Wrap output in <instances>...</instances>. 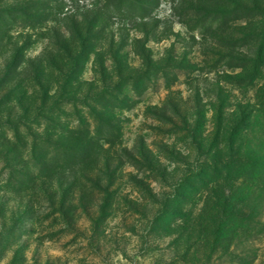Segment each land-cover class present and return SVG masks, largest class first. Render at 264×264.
Here are the masks:
<instances>
[{"label":"rangeland","instance_id":"rangeland-1","mask_svg":"<svg viewBox=\"0 0 264 264\" xmlns=\"http://www.w3.org/2000/svg\"><path fill=\"white\" fill-rule=\"evenodd\" d=\"M0 264H264V0H0Z\"/></svg>","mask_w":264,"mask_h":264}]
</instances>
